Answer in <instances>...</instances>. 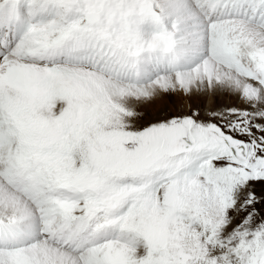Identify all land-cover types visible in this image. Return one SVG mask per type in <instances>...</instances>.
Masks as SVG:
<instances>
[{"label":"snow or ice","instance_id":"obj_1","mask_svg":"<svg viewBox=\"0 0 264 264\" xmlns=\"http://www.w3.org/2000/svg\"><path fill=\"white\" fill-rule=\"evenodd\" d=\"M0 264H264V0H0Z\"/></svg>","mask_w":264,"mask_h":264},{"label":"rangeland","instance_id":"obj_2","mask_svg":"<svg viewBox=\"0 0 264 264\" xmlns=\"http://www.w3.org/2000/svg\"><path fill=\"white\" fill-rule=\"evenodd\" d=\"M160 99V102L157 104H149L141 108L142 112L149 113L151 115H155L157 113H162L167 111L168 109L178 105L181 103L180 98L175 95H164ZM193 101H188V103H192Z\"/></svg>","mask_w":264,"mask_h":264},{"label":"bare ground","instance_id":"obj_3","mask_svg":"<svg viewBox=\"0 0 264 264\" xmlns=\"http://www.w3.org/2000/svg\"><path fill=\"white\" fill-rule=\"evenodd\" d=\"M160 102V99H157L154 103H152L153 105L154 104H157V103H159Z\"/></svg>","mask_w":264,"mask_h":264}]
</instances>
